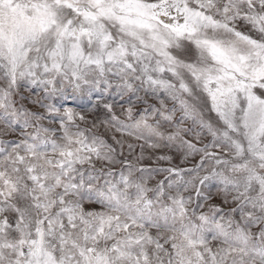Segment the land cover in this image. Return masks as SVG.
<instances>
[{
	"label": "snow or ice",
	"instance_id": "obj_1",
	"mask_svg": "<svg viewBox=\"0 0 264 264\" xmlns=\"http://www.w3.org/2000/svg\"><path fill=\"white\" fill-rule=\"evenodd\" d=\"M0 264H264V0H0Z\"/></svg>",
	"mask_w": 264,
	"mask_h": 264
},
{
	"label": "rangeland",
	"instance_id": "obj_2",
	"mask_svg": "<svg viewBox=\"0 0 264 264\" xmlns=\"http://www.w3.org/2000/svg\"><path fill=\"white\" fill-rule=\"evenodd\" d=\"M106 101L110 102V103H117V104L120 102L119 98L115 97V96L106 97ZM153 102H155V101H153ZM96 103H97V101H96L95 97H93L92 100H89L87 97H83V98H79V99H69L65 102V106L73 108L75 111L80 112L83 115H85L87 117V119L92 120L96 116H99L102 118L103 114H104L102 102H101V107H99V108H93L92 107V105L96 104ZM117 111H119V108H117ZM132 142L137 143L135 141H132ZM139 151H140V149H139V147H137L136 152L139 153ZM151 154H152L151 150L146 149L145 156L147 157V156H150ZM170 154L174 155V157H175L173 160V163L179 164L180 163L179 157L175 153H170ZM144 163L145 164H152V160L145 159ZM161 163H164V162H161ZM164 166H167V164L164 163ZM181 166H183V165H181Z\"/></svg>",
	"mask_w": 264,
	"mask_h": 264
}]
</instances>
